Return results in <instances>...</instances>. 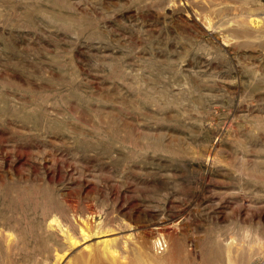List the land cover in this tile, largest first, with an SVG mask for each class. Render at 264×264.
<instances>
[{
	"label": "rangeland",
	"instance_id": "obj_1",
	"mask_svg": "<svg viewBox=\"0 0 264 264\" xmlns=\"http://www.w3.org/2000/svg\"><path fill=\"white\" fill-rule=\"evenodd\" d=\"M0 264H264V0H0Z\"/></svg>",
	"mask_w": 264,
	"mask_h": 264
},
{
	"label": "bare ground",
	"instance_id": "obj_2",
	"mask_svg": "<svg viewBox=\"0 0 264 264\" xmlns=\"http://www.w3.org/2000/svg\"><path fill=\"white\" fill-rule=\"evenodd\" d=\"M252 20V19H251ZM240 38V37H239ZM22 195H23V193H22ZM55 221V220H54ZM53 222V221H52ZM54 223H56V222H54ZM71 237V236H70ZM10 239V238H9ZM108 246H109V244H108ZM110 247V246H109ZM107 250H109L108 248H107ZM112 250H110L109 252H111ZM203 259L207 262V263H211V261H214V259L216 260V261H218L217 260V257L219 256L218 255V251H217V249H216V251H214V250H211V251H203Z\"/></svg>",
	"mask_w": 264,
	"mask_h": 264
}]
</instances>
